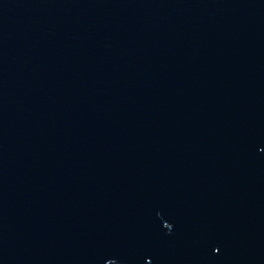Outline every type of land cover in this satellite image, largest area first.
Masks as SVG:
<instances>
[{"label":"water","instance_id":"1","mask_svg":"<svg viewBox=\"0 0 264 264\" xmlns=\"http://www.w3.org/2000/svg\"><path fill=\"white\" fill-rule=\"evenodd\" d=\"M0 264H264V0H0Z\"/></svg>","mask_w":264,"mask_h":264}]
</instances>
